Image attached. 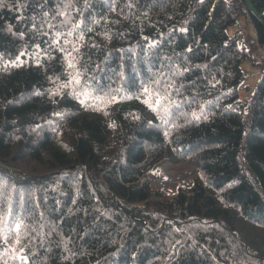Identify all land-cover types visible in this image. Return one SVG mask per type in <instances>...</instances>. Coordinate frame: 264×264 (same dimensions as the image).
<instances>
[{"label":"trees","instance_id":"1","mask_svg":"<svg viewBox=\"0 0 264 264\" xmlns=\"http://www.w3.org/2000/svg\"><path fill=\"white\" fill-rule=\"evenodd\" d=\"M249 1L3 0L0 264H264V62L244 101L255 48L229 33L264 45ZM164 162L192 184L150 181Z\"/></svg>","mask_w":264,"mask_h":264},{"label":"rangeland","instance_id":"2","mask_svg":"<svg viewBox=\"0 0 264 264\" xmlns=\"http://www.w3.org/2000/svg\"><path fill=\"white\" fill-rule=\"evenodd\" d=\"M246 4L248 5V7L253 8L249 0H246ZM239 32L241 33L242 44L244 43L245 45H248L250 47L251 42L256 39V34L253 26L248 22L246 17H240L238 24L229 29V33L231 35H235ZM254 58L256 60V64H254L252 60H246L242 63V67L247 74L246 80L244 81L240 90L241 99H243L244 101L251 96L252 92L257 86V83L259 82V80L263 75L262 67L259 64H257L259 63V60L261 58L259 52L256 49H254ZM162 166H166L167 168L171 167V172L182 171L183 178L180 177L174 180L170 179L167 180L168 182L167 181L164 182L165 184L157 183L155 181L154 174L156 170L159 169V167L162 168ZM195 175H196L195 168L191 165L184 163L172 164L169 162H164L163 164L156 167V169H154V171L151 173L150 181L155 183L159 188L165 190L166 192L174 193L180 186L191 185L192 182L194 181Z\"/></svg>","mask_w":264,"mask_h":264},{"label":"snow or ice","instance_id":"3","mask_svg":"<svg viewBox=\"0 0 264 264\" xmlns=\"http://www.w3.org/2000/svg\"><path fill=\"white\" fill-rule=\"evenodd\" d=\"M2 3H3V0H0V4H2ZM45 15H47V13H45ZM58 15H60V16H64L65 13H64L63 11H61V12L58 13ZM34 27H35V25H34ZM79 27H80V24H79V23H76V24L73 25V28H74V29H78ZM9 31H11V28H9ZM69 35H71V32H69ZM81 39H83V36H81ZM61 51H63V49H61ZM21 55H24V54L21 53ZM68 55L70 56L71 53H68ZM17 59H19V57H17ZM73 59H75V58L73 57ZM68 67H69V68H73V69H75V68H76V65H75L74 63H72L71 61H69V63H68ZM80 75H81V73L79 72V70H76V75L73 76L72 79L69 80L68 83H67L66 85H64V87L72 86L73 83H75V84H79V83H80ZM144 92L147 93V92H148V89L145 88V89H144ZM112 102H118V101L116 100V97H112ZM157 103H159V100L157 101ZM151 106H152V105L149 104V107H151ZM165 111H167V108H165ZM195 115H196V114L193 113V116H195ZM165 135H167V133H165ZM16 227H17V229H19V228H20V224H17ZM5 243H8V241H7L6 238H5ZM16 243H17V244L20 243L19 238H17ZM13 251H15V249H13ZM21 251H23V249H21ZM21 258H22V259H26V258H24V257H21Z\"/></svg>","mask_w":264,"mask_h":264},{"label":"bare ground","instance_id":"4","mask_svg":"<svg viewBox=\"0 0 264 264\" xmlns=\"http://www.w3.org/2000/svg\"><path fill=\"white\" fill-rule=\"evenodd\" d=\"M158 167V166H157ZM183 168V167H182ZM176 171V170H175ZM185 172V171H184ZM186 173V172H185ZM182 171L171 172V167L167 168L166 166L159 167L154 174L155 181L159 184H163L167 180H174L182 177ZM183 178V177H182ZM181 180V179H180ZM177 181V180H176ZM168 182V181H167ZM165 184V183H164ZM167 184V183H166ZM164 186V185H162Z\"/></svg>","mask_w":264,"mask_h":264},{"label":"built area","instance_id":"5","mask_svg":"<svg viewBox=\"0 0 264 264\" xmlns=\"http://www.w3.org/2000/svg\"><path fill=\"white\" fill-rule=\"evenodd\" d=\"M251 44L254 46V48L259 52L260 58L264 62V45L258 44L256 41H252Z\"/></svg>","mask_w":264,"mask_h":264},{"label":"water","instance_id":"6","mask_svg":"<svg viewBox=\"0 0 264 264\" xmlns=\"http://www.w3.org/2000/svg\"><path fill=\"white\" fill-rule=\"evenodd\" d=\"M196 171V170H195Z\"/></svg>","mask_w":264,"mask_h":264}]
</instances>
